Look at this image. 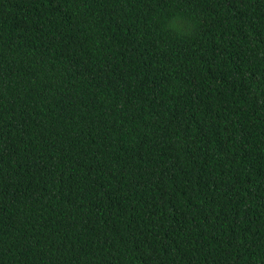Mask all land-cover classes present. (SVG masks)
Segmentation results:
<instances>
[{"label":"trees","instance_id":"1","mask_svg":"<svg viewBox=\"0 0 264 264\" xmlns=\"http://www.w3.org/2000/svg\"><path fill=\"white\" fill-rule=\"evenodd\" d=\"M0 264H264V0H0Z\"/></svg>","mask_w":264,"mask_h":264},{"label":"clouds","instance_id":"2","mask_svg":"<svg viewBox=\"0 0 264 264\" xmlns=\"http://www.w3.org/2000/svg\"><path fill=\"white\" fill-rule=\"evenodd\" d=\"M173 28H176L177 26L175 24L172 25Z\"/></svg>","mask_w":264,"mask_h":264}]
</instances>
